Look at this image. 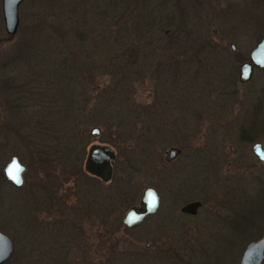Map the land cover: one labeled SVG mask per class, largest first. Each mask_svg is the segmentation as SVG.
<instances>
[{
  "label": "rangeland",
  "instance_id": "374dc122",
  "mask_svg": "<svg viewBox=\"0 0 264 264\" xmlns=\"http://www.w3.org/2000/svg\"><path fill=\"white\" fill-rule=\"evenodd\" d=\"M17 16L9 36L0 10L3 264H238L264 232V160L251 152L264 148V68L237 79L264 36V0H23ZM131 45L137 64L121 76ZM95 142L115 151L110 180L68 177L86 174ZM167 146L181 150L171 162ZM13 155L19 188L2 175ZM146 185L158 210L126 230ZM192 199L196 214L179 212Z\"/></svg>",
  "mask_w": 264,
  "mask_h": 264
},
{
  "label": "water",
  "instance_id": "95a60500",
  "mask_svg": "<svg viewBox=\"0 0 264 264\" xmlns=\"http://www.w3.org/2000/svg\"><path fill=\"white\" fill-rule=\"evenodd\" d=\"M23 0H0V10L3 21V27L6 34L12 36L18 26L17 7ZM229 47L231 50L235 49L234 44L230 43ZM253 68H264V36H262L254 45V47L248 53V60L241 62L237 67V79L239 82H247L253 72ZM90 135H98L99 128L92 127L89 130ZM252 153L259 158L264 160V152L261 148V144L254 143L251 146ZM164 159L170 161L178 153L179 149L175 146H167L164 149ZM114 149L105 143H91L85 154L83 161V170L101 182H108L112 176V169L115 160ZM19 167V179L20 183H16L10 175L9 171L13 167ZM26 166L19 161L16 156H11L2 168L3 177L14 186H21L23 179L22 173L25 171ZM155 197L156 203L153 206L151 204L152 198ZM158 203V197L153 187L146 185L141 191V195L138 199L137 205L129 206L122 217V223L125 226L132 227L141 221V219L152 213ZM199 206L198 201H192L185 204L181 210L187 211L183 213L194 214L195 209ZM130 218H135L131 219ZM11 243L9 238L0 232V264L4 262L10 255ZM264 261V232L262 235L252 241H249L242 249L238 264H262Z\"/></svg>",
  "mask_w": 264,
  "mask_h": 264
},
{
  "label": "trees",
  "instance_id": "16d2710c",
  "mask_svg": "<svg viewBox=\"0 0 264 264\" xmlns=\"http://www.w3.org/2000/svg\"><path fill=\"white\" fill-rule=\"evenodd\" d=\"M66 2L68 3V4H72L73 3V0H66ZM172 16H167L166 17V19H165V22H164V27H166L167 29L171 26V25H173V20H172V18H171ZM254 21H259V20H254ZM256 22H254V24H256ZM258 25V24H257ZM257 25H255V26H257ZM254 26V27H255ZM259 27V26H258ZM129 48H131V54H129V55H124V57H123V54L122 55H120V59H121V62H122V59H123V62L121 63V62H119V64H114V67L112 68V69H114V71H115V73H116V70L121 74V76L123 75V76H125V75H129V73H131L130 71H131V68L134 66V65H136L137 64V62H136V58H137V55H136V53L134 52V48H136V47H134V45H131V46H129ZM115 73H113L114 75H116ZM113 75V77H115ZM29 167V166H28ZM77 167V166H76ZM0 175H1V173H0ZM79 176H84V177H87L88 179L89 178H92V179H94V180H97V181H100L99 179H97V178H95V177H93V176H90L89 174H85L83 171H82V169L80 168V167H77V168H75L74 170H73V172H69V176L68 177H73V178H76V177H79ZM115 195V194H114ZM111 196V195H110ZM108 197L109 199H107V202H108V206H107V208H109V210H111L112 208H113V204H112V202L111 201H113V200H111V197ZM115 200V199H114ZM124 200H127V198L125 197L124 198ZM112 207V208H111ZM117 207V206H116ZM110 212V211H109Z\"/></svg>",
  "mask_w": 264,
  "mask_h": 264
},
{
  "label": "flooded vegetation",
  "instance_id": "af4514ba",
  "mask_svg": "<svg viewBox=\"0 0 264 264\" xmlns=\"http://www.w3.org/2000/svg\"><path fill=\"white\" fill-rule=\"evenodd\" d=\"M244 134H246V135H249L248 133H244ZM241 135H242V133H241ZM255 143H259V142H255ZM254 144V143H253ZM252 144V145H253ZM260 144V143H259ZM251 145V146H252ZM175 147H177V146H175ZM178 149H179V153L173 158V159H171L170 161H166L165 159H164V161H166V162H171V161H173L179 154H180V152H181V150H180V148L179 147H177ZM261 148H262V150H263V152H264V148L262 147V145H261ZM252 152V151H251ZM253 154V153H252ZM254 155V154H253ZM255 156V155H254ZM164 158V157H163ZM255 158H257L256 156H255ZM258 160H260L259 158H257ZM260 161H263V160H260ZM3 175V174H2ZM22 175H23V173H22ZM5 179V178H4ZM22 179H23V177H22ZM6 180V179H5ZM7 181V180H6ZM10 185H12V186H14L13 184H11L9 181H7ZM22 185H23V182H22ZM21 185V186H22ZM21 186H14V187H17V188H19V187H21ZM150 186V185H149ZM151 187H153V186H151ZM154 188V187H153ZM154 190H155V192H156V194H157V197H158V203H157V207H156V209L152 212V213H149V214H147V215H145L142 219H141V221L139 222V223H137L135 226H132V227H128V226H125L123 223H122V217H123V214H124V212H123V214H122V216H121V220H120V225H122V227H124L126 230H128V229H135V228H137V227H139V226H141L144 222H145V220L147 219V218H149L150 216H152V215H154L156 212H157V210H158V205H159V195H158V193H157V191H156V189L154 188ZM141 195V194H140ZM140 197V196H139ZM139 199V198H138ZM138 199H137V201H136V203L135 204H131V205H129V206H132V205H137V202H138ZM126 203H127V201L128 200H124ZM192 201H198L199 202V206L195 209V213L194 214H189V213H183V212H187V211H182L181 210V208L185 205V204H187V203H189V202H192ZM129 203V202H128ZM201 205H202V202L200 201V200H198V199H192V200H190V201H188V202H185L180 208H179V212H181V213H183V214H187V215H195L196 214V212L198 211V209L201 207ZM128 206V207H129ZM127 207V208H128ZM126 208V209H127ZM125 209V210H126ZM169 211V210H168ZM167 210H165V211H163V212H166V214L165 215H167V212H168ZM151 226V225H150ZM150 226H148V227H150ZM153 226V225H152ZM1 232V231H0ZM102 237H108L109 238V235H103ZM10 240V239H9ZM103 241H105V238H104V240ZM10 243H11V241H10ZM149 246V243H145V247L147 248ZM11 251H12V245H11ZM10 255H11V252H10ZM9 255V256H10ZM9 258V257H8ZM7 258V259H8ZM6 259V260H7ZM5 260V261H6ZM4 261V262H5ZM4 262H2L1 264H3Z\"/></svg>",
  "mask_w": 264,
  "mask_h": 264
},
{
  "label": "snow or ice",
  "instance_id": "6c2138e0",
  "mask_svg": "<svg viewBox=\"0 0 264 264\" xmlns=\"http://www.w3.org/2000/svg\"><path fill=\"white\" fill-rule=\"evenodd\" d=\"M18 173H19V167H18V166H15V165H14V167H13L12 169H10V171H9V175H10V177H11L13 180H15L16 183H20V182H21L20 179H19V175H18ZM155 203H156V200H155V197H153L152 200H151V204L154 206ZM131 219H135V218H130V221H131Z\"/></svg>",
  "mask_w": 264,
  "mask_h": 264
}]
</instances>
